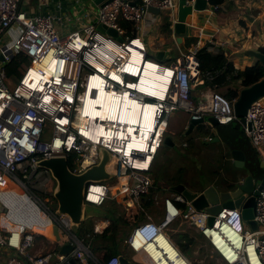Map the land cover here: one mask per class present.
Segmentation results:
<instances>
[{"label": "built area", "instance_id": "built-area-1", "mask_svg": "<svg viewBox=\"0 0 264 264\" xmlns=\"http://www.w3.org/2000/svg\"><path fill=\"white\" fill-rule=\"evenodd\" d=\"M91 1L71 0L74 12L66 17L61 0L55 1L54 11L43 14L27 11L23 0H0V248L11 253L6 264H70L71 259L77 264H120V256L140 264H160L159 257L153 258L145 248L158 234L169 240L179 260L169 264H264V188L255 198L256 230L243 220L241 206L222 207L209 225V213L195 209L182 194L168 190L162 197L160 218L154 220L146 213L131 229L122 249L107 259L93 252L90 244L71 230L67 215L56 213L55 182L48 170L37 166L39 159L69 157L72 171L79 173L98 162V149L102 147L111 155L105 169L115 183H88L84 201L97 207L113 200L128 208L139 207L140 197L151 188V164L162 144L167 118L174 111L185 112L189 122L210 114L218 125L239 123L264 163V97L249 105L244 122L234 113V99L225 98L215 87L208 91L204 102L195 101L192 92L198 71L193 75L194 65L183 59L177 65L157 61L163 75L170 72L163 96L157 95L149 83L141 82L144 63L156 61L148 57L143 41L148 8L167 13L171 38L178 0H111L103 6L99 4L95 20L86 13ZM233 1L264 9V0ZM121 20L130 24L129 31ZM71 23L78 27L68 29ZM98 24L114 29L117 36L100 32ZM13 27H19L20 32L7 43L6 35ZM199 46L200 43L192 45L185 58L191 55L195 59ZM18 52L24 53L29 63L18 82L8 87L5 65ZM134 53L140 58L137 61ZM32 68L38 71L35 87L26 81ZM96 75L102 88L90 83ZM100 89L106 94L112 92L114 97L126 95V100L140 107H153L150 118L154 125L146 139V150L125 148L131 137L141 140L138 125L117 124L95 115L85 120L87 130L74 126L85 91L96 97ZM99 107L102 105L94 106L93 114ZM45 130L47 135L42 137ZM146 157H151L147 165H136L137 160ZM178 220L187 221L199 233L207 252L200 246L194 256H189L179 249L166 233L167 227ZM108 224L107 219H93L92 234L101 233ZM66 244L71 249L60 253ZM162 256L168 258L165 253Z\"/></svg>", "mask_w": 264, "mask_h": 264}, {"label": "crops", "instance_id": "crops-1", "mask_svg": "<svg viewBox=\"0 0 264 264\" xmlns=\"http://www.w3.org/2000/svg\"><path fill=\"white\" fill-rule=\"evenodd\" d=\"M56 0H23L24 8L31 13H48L54 11V5ZM62 10L64 16H71L74 12L71 0H61ZM99 3L98 0H93L86 6V13L96 19L97 9ZM216 9H211L208 5L205 10L198 14H194L192 17L187 18V29L184 35L178 38L173 29L174 36H166L159 33V28L163 23V19L167 13H151L149 12L144 22L143 41L147 48V55L150 58L155 59L157 53L163 52L161 63H173L177 65L179 60L183 59V62L194 65L192 74L197 76V84L193 89V95L195 101L204 102L208 91L212 88L206 83V80L201 76L198 69V62L195 61L191 55L188 60L185 58L189 55L192 45L200 43L199 47L209 43L213 47L223 46L226 47L230 54L226 53L227 60L232 62L236 71H240L246 65L254 66L257 64V60L249 55L245 54L247 49H257L259 46H264V9L256 8L249 4H239L233 0H224L220 6H214ZM78 24L71 23L67 28L75 29ZM195 39V42L193 41ZM175 52L177 55L174 57L171 53ZM173 60V62L171 61ZM227 85L235 86V90L238 92L241 86L240 80L229 79ZM214 88V90H219ZM190 122L188 116L183 111H174L167 118L166 130L163 132V139L170 137L175 145L180 150H189L195 155L204 157L208 165L212 169H217V175L220 179L219 185L223 187H230L239 179H243L247 170H250L255 174V179L260 180V176L256 177V165H253L251 153L252 148L246 141H240L237 136H234L230 130L231 127L226 129L221 128V125L212 127L206 123H200L189 129ZM213 132V133H212ZM212 136V137H210ZM179 137V138H178ZM218 138V141L215 139ZM184 145V146H183ZM231 150H240L244 154V168L237 167V159L232 156ZM162 158L168 157L169 152L173 153L172 147L165 148L163 144L160 145L157 150ZM187 152V151H186ZM209 152V153H207ZM157 154V153H156ZM170 158V157H168ZM155 162L151 164L150 177L152 185L154 178H159V185L164 186L166 191L169 190L170 185L174 183L166 184L163 177L159 175V168L163 165V162L158 165L157 172L151 174V169L156 165ZM256 159H258L256 155ZM155 164V165H153ZM153 165V166H152ZM211 170V169H210ZM164 172V170H163ZM208 173L207 171H205ZM158 174V175H157ZM187 184V183H186ZM191 188L199 189V183L196 178L193 182L187 184ZM162 197L158 201L160 213H162ZM149 214V213H148ZM178 244L177 241H175ZM196 247L193 252H189V256H194ZM3 264V263H0Z\"/></svg>", "mask_w": 264, "mask_h": 264}, {"label": "water", "instance_id": "water-1", "mask_svg": "<svg viewBox=\"0 0 264 264\" xmlns=\"http://www.w3.org/2000/svg\"><path fill=\"white\" fill-rule=\"evenodd\" d=\"M111 0H98L100 6L105 5ZM187 1L192 3L187 4ZM211 9H216L210 4V0H178L176 23L174 25V33L180 38L186 33L187 18L192 17L206 9L207 6ZM151 13H159L156 8L149 7ZM97 29L112 36H117L114 29L98 24ZM221 48L230 54V51L223 46H215ZM257 49H247L246 55L252 56L257 60L263 68V75L256 82L249 86L239 89L237 97L233 102V110L236 116L244 122V116L249 105L264 97V53ZM163 57V52L157 53L155 60L160 61ZM3 57L0 56V60ZM195 61L197 59L195 58ZM198 62V61H197ZM200 123H206L212 127H217L218 124L212 115L206 114L203 119L191 121L189 129ZM218 141V138L215 139ZM163 145H169L173 151L184 159L190 160L196 168V180L199 183V189L187 187L184 183L178 182L170 185L169 190L182 194V196L190 202L197 210H205L210 214L209 225L213 223V216L216 215L222 207H238L241 206V216L247 222L251 230L257 229V224L253 220V210L255 207V198L259 195L260 190L264 188V163L259 161L256 177L260 176V180L255 179V174L247 170V174L243 179H239L230 187L220 186L216 181L212 182L209 175L203 171L201 161L194 154L186 153L180 150L174 141L166 136ZM231 154L237 159V167L244 168V154L240 150H231ZM110 153L100 147L98 149V162L87 167L83 171L73 172L68 157L54 156L42 158L37 161V166L48 170L55 182L53 189V197L56 203V213L65 214L68 216L71 223V230L77 233L80 227L90 219H106L107 212L102 207H97L84 201L85 188L91 182H106L112 178V174L105 169L106 164L110 161ZM53 233L57 236V228L54 227ZM71 249L70 244H66L60 250V253H68ZM120 264H140L136 261H130L123 256L119 257ZM70 264H77L73 259Z\"/></svg>", "mask_w": 264, "mask_h": 264}, {"label": "trees", "instance_id": "trees-1", "mask_svg": "<svg viewBox=\"0 0 264 264\" xmlns=\"http://www.w3.org/2000/svg\"><path fill=\"white\" fill-rule=\"evenodd\" d=\"M223 2L224 0H210V4L215 7L222 5ZM120 23L127 31L130 30V24L128 22L121 20ZM159 33L170 36L171 29L167 17H164L163 23L159 28ZM193 41L195 42V39H193ZM259 50L264 53V47H260ZM195 58L198 61L199 72L206 80V83L211 87L222 88L221 94L229 100L235 99L238 94L235 90V86L227 85L229 79L240 80L241 86L246 87L256 82L263 75V68L259 63L254 66L246 65L242 70L236 71L232 62L227 60L226 51L221 48L213 47L209 43L204 44L196 50ZM171 61L173 62V60ZM28 63L29 58L24 53L18 52L11 61L5 65L6 84L8 87H12L13 84L18 82ZM220 127L224 129L231 127L230 130L234 136H237L240 141H243V143L246 141L248 142L239 123L231 122L230 124L221 125ZM163 146L166 149L170 147L169 145ZM73 155L74 154L69 153V156L72 157ZM157 155H159L158 152L155 155L153 163L155 162ZM251 158L253 160V165H256L258 169L259 162L256 159V154L253 149ZM68 160L69 165L72 167L69 157ZM163 170L162 165V171ZM159 181L158 177L154 178V183L151 185L149 192L140 197L139 207L128 208L114 200L107 201L102 208L107 212L106 219L109 221V224L101 233L92 234L91 225H86L90 220L86 221L80 227L79 232L81 230L83 231V228L87 230L88 233L91 232L90 248L93 252L101 254L103 259H107L116 254L122 249L124 241L127 239L131 229L145 218L146 213H149L150 215H157L160 213L158 201L161 196L165 194L166 189L164 186L159 185ZM172 225L175 228L178 227V229L185 226L179 222V220L175 221ZM193 230L195 229L193 228ZM191 232V234H189L188 231L181 232L180 234L183 237L182 241L184 243L177 244L179 249L186 255H188L187 251L183 250V247L190 248L192 251L195 247H198L203 243H201V237L198 232ZM166 233L168 234V232ZM168 235L171 236L170 234ZM201 250H204L205 252L208 251L203 248V245H201Z\"/></svg>", "mask_w": 264, "mask_h": 264}, {"label": "bare ground", "instance_id": "bare-ground-1", "mask_svg": "<svg viewBox=\"0 0 264 264\" xmlns=\"http://www.w3.org/2000/svg\"><path fill=\"white\" fill-rule=\"evenodd\" d=\"M133 58L134 61L140 59L136 53H134ZM142 63L144 62L142 61ZM158 68L159 66L157 61L149 60L147 61V63H144L141 82L149 83V85H151L157 90V92L155 91L157 95L163 96L164 91L166 89V83L168 80L167 76L170 75V72L167 71L165 76L163 75V71L159 70ZM129 69L135 73L137 72L136 68L129 67ZM193 69L195 70V67H193ZM37 78H38V71L35 68H32L31 71L28 72L27 74L26 81H28V83L32 87H35L38 86V84L35 83ZM98 79H99V75L93 76L90 83L92 85H99ZM99 87L101 86L99 85ZM88 90L85 91V96L82 98L81 104H83L84 107L82 106L81 110L78 111L76 115L78 121L73 122L74 126L80 127L83 130H87V128L84 127V124L86 123L85 120L90 121L88 118L90 116L94 117L95 115L100 119H107L109 122L114 120L116 121L117 124L120 122V123H129V125H138L141 132V140L136 141L134 138L131 137L125 148L126 151H130V149L146 150L147 149L146 139L149 137V134H151L154 125V122H152V119L150 118V112L153 109V107L150 105H143L141 106L142 107L141 108L140 105H138L135 101L126 100V95H124L123 97H114V94H111L112 92L106 94L104 89H100V92L96 94V97L93 95H89ZM148 91L152 92L151 90ZM174 96L175 95L172 94L171 98H174ZM100 105H102V107L101 108L99 107L100 108L99 110L95 109V112L93 114L92 111L94 110V106H100ZM126 107H128L129 109L127 110ZM163 127L164 125L162 124V129ZM130 130L131 127H129L128 131ZM110 133L111 131L109 132V134ZM154 147H155V143H154ZM150 158L151 157H146V159H144L143 161L137 160L136 165H142V166L147 165ZM108 167H110V164L108 165ZM145 248L153 258L158 259L159 257L160 264H169V261L171 260L179 262V260L175 256V253L173 252L174 247L171 245L169 240L162 234L156 235L153 241L147 242ZM163 253L167 254L170 260L168 258H164L162 256Z\"/></svg>", "mask_w": 264, "mask_h": 264}, {"label": "rangeland", "instance_id": "rangeland-1", "mask_svg": "<svg viewBox=\"0 0 264 264\" xmlns=\"http://www.w3.org/2000/svg\"><path fill=\"white\" fill-rule=\"evenodd\" d=\"M19 32H20V28L19 27H13V28H11L8 31V34L6 35V42L7 43L13 42L14 39H15V37L18 35ZM171 54L174 57L177 55L174 51ZM221 90H222V88H220L219 90H216V91L219 92V93H221ZM43 132L44 133H43L42 137H45L47 135V130H45ZM182 151H184V150H182ZM186 151H185L186 153H191V154L198 155L197 153H192V151H189V150H186ZM207 153H209V152H207ZM168 157H170V158H168ZM168 157L162 158V156L160 155L156 159V165L155 164H153L155 166L152 165L153 167L151 169V174H155L157 172V168H159L158 165H160V163L163 162L164 172L162 171V166H160V168H159V171H160L159 172V175L161 177H163V179H164V181H165L166 184H168V183H174V182L179 181V182L184 183L187 187H189L187 185L188 182H190V181L193 182L194 179L197 177L196 168L193 165V163L190 160H188V159H184V158L180 157L174 151H173V153L172 152H169ZM199 160L201 161V165H202L203 171H207L208 172L207 174L209 175V178L211 179V181L212 182H215V181L218 182V180L220 181V179H219V177L217 175V172H219V170L212 169L208 165V163L206 162V160L204 159V157L199 156ZM108 181L111 182V183H115V180L114 179H110ZM151 216L153 217L154 220H158L160 218V216H161V213H159L157 215H151ZM92 220L93 219H90V221H88L86 225H91L92 224ZM179 222H181L185 226H183L182 228H179L178 229V227L175 228L173 225H170L169 227H167L166 232H168V234H170L172 236V238L175 241H177L179 244H183L184 243L182 241L183 240V237H182V235L180 233L183 232V231H188V233L191 234L192 233L191 231H195V230H193V228L191 227V225L187 221L179 220ZM76 234L85 243L90 244V242H91V236L89 237V234L91 235V232H89V234H88V231L83 228V231L81 230L79 232V230H78V232ZM200 240H201V243H202L203 242V239L200 238ZM201 245H203V243ZM200 246H198V247H200ZM183 250L187 251V254L188 255H189V252L188 251H190L191 253L193 252V250L191 251L190 248L183 247ZM10 256H11L10 251L3 250L2 248H0V263L6 264V262L10 258ZM137 260L142 261L143 259L137 257ZM143 262L145 264L147 263L146 261H143Z\"/></svg>", "mask_w": 264, "mask_h": 264}]
</instances>
